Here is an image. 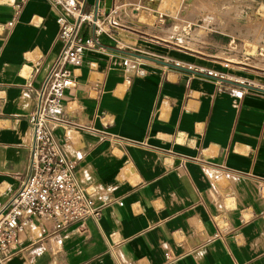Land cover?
Instances as JSON below:
<instances>
[{
    "label": "crops",
    "instance_id": "crops-1",
    "mask_svg": "<svg viewBox=\"0 0 264 264\" xmlns=\"http://www.w3.org/2000/svg\"><path fill=\"white\" fill-rule=\"evenodd\" d=\"M61 13L53 0H0V207L28 172L29 115L61 49ZM135 19L85 50L49 111L78 179L98 204L110 202L85 224L57 230L35 220L0 264H164L166 255L175 264H264V78L225 70L166 38L169 26Z\"/></svg>",
    "mask_w": 264,
    "mask_h": 264
},
{
    "label": "built area",
    "instance_id": "built-area-1",
    "mask_svg": "<svg viewBox=\"0 0 264 264\" xmlns=\"http://www.w3.org/2000/svg\"><path fill=\"white\" fill-rule=\"evenodd\" d=\"M53 2L62 9L58 17L61 49L47 75L35 88L37 104L29 115L32 141L28 172L18 191L0 207V262L20 251L22 236L35 225V220L58 230L74 223L85 224L89 219L98 220L102 216L109 199L98 204L97 192L78 179L76 163L66 157L48 125L49 111L62 103L75 68L84 61L85 50L100 45L102 36L115 39L114 30L123 26L124 18L145 8L158 12L162 24L157 26L162 28L164 25V13L157 10L156 0H141L135 6L113 4L110 8L97 2L92 11L85 10V1ZM14 23L15 19H12L7 25L11 27ZM84 26L91 29L89 35L81 32ZM195 69L209 76L226 77L225 73L215 69ZM37 236L32 233L31 239ZM175 263L174 258L165 256L164 264Z\"/></svg>",
    "mask_w": 264,
    "mask_h": 264
},
{
    "label": "rangeland",
    "instance_id": "rangeland-1",
    "mask_svg": "<svg viewBox=\"0 0 264 264\" xmlns=\"http://www.w3.org/2000/svg\"><path fill=\"white\" fill-rule=\"evenodd\" d=\"M155 3L157 10L164 13L162 27L169 26L166 38L217 61L225 70H241L264 78V0H156ZM130 17L144 25L162 24L158 12L145 8Z\"/></svg>",
    "mask_w": 264,
    "mask_h": 264
},
{
    "label": "water",
    "instance_id": "water-1",
    "mask_svg": "<svg viewBox=\"0 0 264 264\" xmlns=\"http://www.w3.org/2000/svg\"><path fill=\"white\" fill-rule=\"evenodd\" d=\"M113 5V0H105V7L110 8ZM173 65V64H170ZM177 66V65H176Z\"/></svg>",
    "mask_w": 264,
    "mask_h": 264
}]
</instances>
